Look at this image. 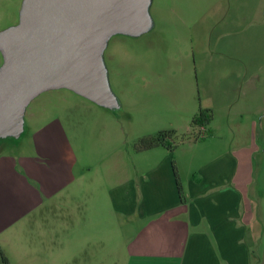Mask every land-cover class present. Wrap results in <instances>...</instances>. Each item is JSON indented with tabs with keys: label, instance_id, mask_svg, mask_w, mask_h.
I'll list each match as a JSON object with an SVG mask.
<instances>
[{
	"label": "rangeland",
	"instance_id": "374dc122",
	"mask_svg": "<svg viewBox=\"0 0 264 264\" xmlns=\"http://www.w3.org/2000/svg\"><path fill=\"white\" fill-rule=\"evenodd\" d=\"M23 1L0 0V33L19 23ZM149 15L148 30L115 31L107 39L103 58L119 102L116 109L67 87L50 88L26 105L22 135L0 139V152H20L30 148L32 133L42 126L53 122L67 129L77 181L60 202L66 225L77 227L67 233L81 240L77 253L82 264H109L110 251L121 248L114 225H123V218L112 211L111 190L124 178H137L144 164L164 160L173 170L174 160L186 187L192 170L239 138L250 142L249 131L240 135L230 130L241 122L236 115L241 103L224 102L233 96L264 98V0H151ZM238 15L244 17L240 25L233 20ZM226 37L236 40V52L230 55L221 53L229 47ZM3 61L0 49V68ZM234 78L242 81L239 87ZM201 109L212 110L216 133L182 140L189 132L193 137L199 133L192 119ZM162 130L177 132L172 153L164 146L136 149L140 138ZM32 248L36 256L30 258L39 260L16 264H48L41 244ZM256 251L260 256L253 264H264V254Z\"/></svg>",
	"mask_w": 264,
	"mask_h": 264
},
{
	"label": "crops",
	"instance_id": "0c3cea01",
	"mask_svg": "<svg viewBox=\"0 0 264 264\" xmlns=\"http://www.w3.org/2000/svg\"><path fill=\"white\" fill-rule=\"evenodd\" d=\"M233 20L240 25L244 17ZM227 40L231 50L222 55L236 52V40ZM235 81L239 87L242 81ZM236 102L241 122L230 130L249 131L250 142L239 138L192 170L183 185L184 199L166 160L144 164L137 178L126 177L111 190L112 211L123 225H114L121 248L110 251L107 263L253 264L258 248L263 256L264 98L233 96L224 103ZM211 124L208 134H215ZM19 151L0 152V251L11 264L33 262L39 258H30L36 256L32 245L41 244L48 264H82L81 240L67 233L77 227L66 225L60 202L77 181L67 129L53 122L42 126L32 133L30 148Z\"/></svg>",
	"mask_w": 264,
	"mask_h": 264
},
{
	"label": "water",
	"instance_id": "95a60500",
	"mask_svg": "<svg viewBox=\"0 0 264 264\" xmlns=\"http://www.w3.org/2000/svg\"><path fill=\"white\" fill-rule=\"evenodd\" d=\"M151 0H24L20 21L0 33V139L25 130L26 105L67 87L116 109L103 53L115 31L151 27Z\"/></svg>",
	"mask_w": 264,
	"mask_h": 264
},
{
	"label": "trees",
	"instance_id": "16d2710c",
	"mask_svg": "<svg viewBox=\"0 0 264 264\" xmlns=\"http://www.w3.org/2000/svg\"><path fill=\"white\" fill-rule=\"evenodd\" d=\"M214 118L213 112L211 109H201L199 113L194 116L192 119V126L193 127H198L199 133L194 134V137L192 136L193 133L187 134L186 137H182L183 139H190L197 141L198 139H203L204 137H201V127H205L207 133L209 132L208 126L212 122ZM177 132L176 130H162L159 131L156 135H148L140 138V140L135 144L136 149L138 151H144V150H149L152 148H155L157 146H164L166 147L170 152H172L175 147L177 146L176 142V136ZM173 168H174V173L176 176V182L178 186V190L180 192V195L182 199H184V190H183V184L181 182L180 176L177 171V166L173 160ZM1 252V257H2V263L1 264H11L8 257L2 252Z\"/></svg>",
	"mask_w": 264,
	"mask_h": 264
},
{
	"label": "built area",
	"instance_id": "2783aa9c",
	"mask_svg": "<svg viewBox=\"0 0 264 264\" xmlns=\"http://www.w3.org/2000/svg\"><path fill=\"white\" fill-rule=\"evenodd\" d=\"M207 134H208V133H207V131H206V128L202 126V127H201V133H200L201 137H205Z\"/></svg>",
	"mask_w": 264,
	"mask_h": 264
}]
</instances>
